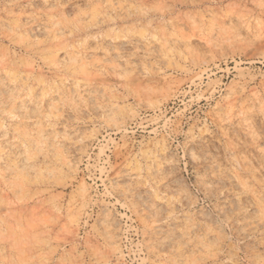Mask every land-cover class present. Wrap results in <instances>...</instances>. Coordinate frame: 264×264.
<instances>
[{
	"label": "rangeland",
	"instance_id": "1",
	"mask_svg": "<svg viewBox=\"0 0 264 264\" xmlns=\"http://www.w3.org/2000/svg\"><path fill=\"white\" fill-rule=\"evenodd\" d=\"M0 264H264V0H0Z\"/></svg>",
	"mask_w": 264,
	"mask_h": 264
}]
</instances>
